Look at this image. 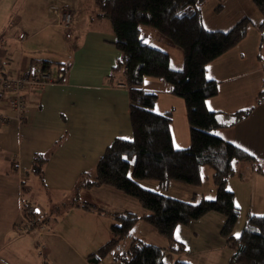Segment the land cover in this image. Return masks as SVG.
I'll use <instances>...</instances> for the list:
<instances>
[{
  "label": "crops",
  "instance_id": "obj_1",
  "mask_svg": "<svg viewBox=\"0 0 264 264\" xmlns=\"http://www.w3.org/2000/svg\"><path fill=\"white\" fill-rule=\"evenodd\" d=\"M65 9L75 14L72 31L78 40V44H71L67 60L58 58L55 50L56 56L51 57L52 45L48 49L35 43L40 34L60 28L59 15ZM201 14L209 31H229L244 18L252 22L236 46L207 64L206 77L217 83L218 94L209 98L206 106L217 113L221 123L213 131L216 136L264 163V102L257 103L264 89V31L260 29L264 16L254 0H207ZM21 35L25 38L20 39ZM0 36H6L0 45L5 76L51 72L53 66L58 71L57 81L43 93L27 95V120L23 125H0V264H92L89 256L113 239L115 214L147 213L107 209L97 197L112 187L91 185L108 146L117 138H133L129 88L122 72L114 71L121 53L112 24L98 16L95 0H0ZM140 39L143 44L166 51L173 68L183 67L181 50L161 41L155 32L144 30ZM141 89L157 95L156 112L172 114L174 147H190L185 101L160 80L147 78ZM6 97L0 94V111L12 115ZM247 110L249 115L236 122V115ZM255 166L244 161L235 163V174L226 184L240 209L234 228L237 237L250 216L264 214V174ZM206 168L201 186L183 189L188 190L193 202L216 198L214 181L209 190L204 187V178L213 180L214 175L210 168L212 173L205 172ZM17 172L25 174L26 186H21ZM144 182L139 184L144 187ZM24 193L30 198L20 212ZM39 194L47 197L44 207L37 204ZM25 217L42 218L48 230L16 231L15 223ZM108 218H112L111 224ZM139 222L123 243L137 238L155 246H169L170 242L152 225L139 229ZM225 223L223 214L210 212L189 225L177 226L173 236L185 252L170 254L169 262L233 264V250L221 235ZM113 256H106L110 264ZM103 259L98 264H105L101 263Z\"/></svg>",
  "mask_w": 264,
  "mask_h": 264
},
{
  "label": "trees",
  "instance_id": "obj_2",
  "mask_svg": "<svg viewBox=\"0 0 264 264\" xmlns=\"http://www.w3.org/2000/svg\"><path fill=\"white\" fill-rule=\"evenodd\" d=\"M95 2L98 16L110 20L115 44L121 53L114 71L122 72L129 88L133 138H117L108 146L97 164L96 178L91 185L117 189L137 199L147 213L143 216L131 212L115 214L117 223L111 227L113 239L98 253L89 256V261L98 264L100 259L113 253V259L122 264H188L179 260L169 262L170 254L185 252L183 244L174 239L175 228L217 212L226 217L221 235L233 250L231 262L264 264V214L250 216L241 235L235 236L240 209L235 204L233 192L226 187L235 174V163H255V170L262 174L264 163L256 162L242 149L216 136L213 131L221 127V123L217 113L206 106V101L218 94L217 83L206 77L207 64L236 46L252 22L244 18L229 31H209L203 25L201 14L207 0ZM254 3L264 16V0H254ZM260 29L264 31V20ZM144 30L155 32L161 41L180 49L183 67L173 68L166 51L143 44L140 36ZM65 70L66 66L61 68L62 73ZM147 78L166 83L173 95L185 101L191 137L187 149L174 147L172 114L156 112L157 95L141 89ZM260 102H264V89L257 99V103ZM249 113L250 110L238 113L236 122ZM204 167L214 172L215 199L187 202L148 190L137 181L156 180L163 188L173 181L199 187ZM41 172L39 166L38 173ZM140 220L152 225L170 242L169 246L163 248L137 238L123 243Z\"/></svg>",
  "mask_w": 264,
  "mask_h": 264
},
{
  "label": "rangeland",
  "instance_id": "obj_3",
  "mask_svg": "<svg viewBox=\"0 0 264 264\" xmlns=\"http://www.w3.org/2000/svg\"><path fill=\"white\" fill-rule=\"evenodd\" d=\"M71 11L73 12V10H71ZM62 12L60 13L59 17H61ZM74 26H76L75 14H74L73 27ZM48 35H50V36H48ZM2 37L3 36H0V39ZM5 40H6V36H5ZM50 42L52 44H50ZM35 43L43 46L44 48L47 47L48 49L50 48V45H52L53 49H51L52 50L51 57L56 56L55 52H54V50H55L56 52H59L58 58L60 57L63 60L64 59L67 60L71 56V44H73V43L75 45L78 44V40H75V35H74L73 31H71L70 34H68L65 29L60 27L59 29H54L52 31L40 34L37 37V39L35 40ZM44 50H47V49H44ZM51 75H52V79L54 80V82H56L57 81L56 77L58 76V71H57V68L55 66H53L51 69ZM9 94L10 93H8V95ZM132 163L134 164V160ZM133 164H132V166H133ZM132 168L133 167H131V173H130L131 175H132ZM206 171H210V173H212V171L209 168H206L205 172ZM14 172H16V171H14ZM17 174H18V179H20L21 186H26V182L24 183L25 178H26L25 174H23L21 172L20 173L17 172ZM0 178H3L2 175H0ZM137 181L140 184L142 181H145L143 183V186H144V188H147L149 190H152V191H155L158 193H162L164 195H167V196L175 198V199H179V200H183V201H187V202H193L192 197L188 196L189 195L188 190L183 191V189H185V187H187L186 189H191L190 185L180 183V182H173V183H170L167 187L162 188L161 184L156 180L145 179V180H137ZM203 183H204V187L207 191L210 189V185L213 184V180H212V178L207 179V177H206V178H204ZM112 189H114V188H110V190H102V194H101L102 197H97V198H100L101 204L105 208L110 209V208L114 207V208H118V210H125V208H129L130 210L138 212L139 214L144 213L146 211L137 199L130 197V196L124 194L123 192H121L117 189H114V190H112ZM41 191H43V190H41ZM109 191H113L112 192L113 194H108ZM92 195L94 196V194H92ZM39 196L40 197H38V199L40 201H38L37 204H41L44 207L45 206V199L44 198L47 199V197H43L42 194H39ZM19 197H20V195H19ZM20 198H21V201H20L19 210L21 212L22 211L21 210L22 205L26 204V202H27L26 199H29L30 197H29V195L26 196V194H25V198L22 196ZM17 202H18V199H17ZM25 218L29 219L30 222L28 221V223L26 225L27 219L19 220L17 223H15V226H14L16 231H19L21 233L29 231L28 230L29 226H32L31 230L35 229V228H38L39 230L44 229L45 231L48 230V224L42 218H40V217L39 218L25 217ZM107 220L111 224L112 218H108V219H106V221ZM138 225L139 226H137V227H139V229H140V227H148V223H146L143 220H141ZM110 226L111 225H109V228H110ZM101 263L110 264V257L104 258L101 261ZM112 264H113V261H112Z\"/></svg>",
  "mask_w": 264,
  "mask_h": 264
},
{
  "label": "built area",
  "instance_id": "obj_4",
  "mask_svg": "<svg viewBox=\"0 0 264 264\" xmlns=\"http://www.w3.org/2000/svg\"><path fill=\"white\" fill-rule=\"evenodd\" d=\"M74 12L70 9H66L62 12L58 25L65 29L68 34L73 29ZM24 35L20 36V39H24ZM5 38L0 39V45L5 41ZM54 83L51 72H26L23 74H17L13 77L4 75L2 66L0 65V93L7 94L5 98L6 107L10 109L13 114H5L0 111V125L16 122L18 125H23L27 120V107L28 99L27 95L31 92L43 93L45 88ZM8 93H10L8 95ZM30 222L27 219L26 225ZM32 226H29L31 228ZM27 229V228H26ZM113 264H122L116 258L113 259Z\"/></svg>",
  "mask_w": 264,
  "mask_h": 264
}]
</instances>
